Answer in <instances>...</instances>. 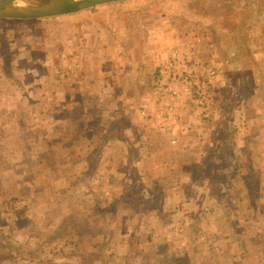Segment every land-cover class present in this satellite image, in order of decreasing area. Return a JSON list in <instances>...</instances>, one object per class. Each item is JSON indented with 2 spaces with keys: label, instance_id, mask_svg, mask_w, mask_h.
I'll list each match as a JSON object with an SVG mask.
<instances>
[{
  "label": "rangeland",
  "instance_id": "obj_1",
  "mask_svg": "<svg viewBox=\"0 0 264 264\" xmlns=\"http://www.w3.org/2000/svg\"><path fill=\"white\" fill-rule=\"evenodd\" d=\"M80 12L86 16L68 23L84 31L67 46H60V33L53 38L36 27L22 40L24 33L9 22L27 21L0 18V207L9 209L2 223H15V206L29 216L41 209L34 207L49 193L44 168L52 165L62 179L48 200L51 213L41 218L56 229L17 239L16 230L6 228L11 239L0 247L22 258L2 256L0 264H264V0H121ZM176 74L182 93L166 91L176 99L161 107L151 97ZM59 89L74 100L56 104ZM127 108L139 116L161 109L160 125L197 132V162L180 163L168 181H153L148 173L140 183L150 178L146 188H154V196L129 188L114 200L101 194L106 186L95 177L103 162L106 173L119 168L108 165L113 151L104 155L94 142L84 169L82 137L96 141L98 127ZM45 112L52 121L47 127ZM56 153L60 166L53 165ZM70 169L77 170L73 184L63 180ZM21 182L29 188L18 204ZM173 183L181 190L171 189ZM35 184L41 192L34 193ZM66 185L73 196H66ZM113 204L116 217L101 213Z\"/></svg>",
  "mask_w": 264,
  "mask_h": 264
},
{
  "label": "crops",
  "instance_id": "obj_2",
  "mask_svg": "<svg viewBox=\"0 0 264 264\" xmlns=\"http://www.w3.org/2000/svg\"><path fill=\"white\" fill-rule=\"evenodd\" d=\"M81 16L85 17L86 15H84L81 12L80 13L77 12V13L56 15V16H49V17H42V18H27V19L1 18V19L8 20V21H22V20L27 21L26 22L27 25L22 22H9L13 24L16 23L15 26H17L18 29H21V30H16V31H20L24 33V35H22L21 37L22 40H24L26 37H31L32 35L30 36L28 35V33H31L32 27L34 28L36 27L35 29L43 30V33L45 32L46 34L47 33L52 34L53 38L56 37L58 33H60L61 36L63 35L60 46H64V45L67 46V45L73 44L74 42L75 44H77V39H79V37L73 34H80L84 31L83 30L84 28H77L75 30L73 27H71V25L68 22H71L76 19L80 20ZM163 45L160 47L161 49L164 48ZM46 49L49 50V48L47 47ZM160 52L158 53V55L160 54ZM153 56L155 57L154 54ZM125 60L130 61L128 58L127 59L125 58ZM121 65L122 64H119V69L122 68ZM170 67L171 66H169V69ZM159 72L160 73L162 72L163 74L166 73L164 69H161V70L159 69ZM173 78L174 79L170 81L169 83L166 80L162 81V85L164 83H167V85L169 84V87L167 86L164 89L165 86L163 85L162 88H160V91L151 97L152 99H155L154 100L155 103L161 101L160 106L163 104H169L170 102L174 101V99H176V97L171 98V96L165 93L166 91L168 90L171 91L172 89L173 93L175 92L174 93L175 96H179V94L182 93L181 88L178 86V84L182 83L181 77H179L176 74L175 76H173ZM81 85H85V84H81ZM80 87H83V86H80ZM53 99L55 100L56 104H60L62 106V103H60V101L62 100L64 101L65 99L67 103H71L74 100V97L68 89L66 91H64L63 89H59V90H55V95ZM177 110L179 111L180 108H177ZM162 111L163 110L158 109V108H152L151 112H149L148 109H145L144 111L140 113L141 116H139L135 111H133L130 108H127L121 111L115 110L114 115H113V118H115V120L112 121V124L108 126L104 125V126L98 127L96 141H94L90 135L87 138L82 137L83 142L85 143V145L81 148L83 149V153L85 152L81 158L82 168L87 169L88 166H90L91 164L89 161L88 155H89V151L95 147V145L93 144L94 142H97L96 147L103 150L102 153L104 155H107L108 151H113L112 154L108 153V155L106 156V158L108 157L113 158V162L111 160L108 162L109 166H111L112 163L114 167L117 165L119 166L117 170L114 169V173L112 171L106 173L105 169L109 168L107 167V162L101 163L104 170H100L99 168V171L98 173L95 174V177H98V181H100L101 186H106L105 188L106 191H103L101 193L102 195H108L112 193L114 195L113 199L115 200V197H120L121 195H124L123 194L124 191H126L129 188H133L134 190L140 189L141 192L143 191V194H145L144 190L148 191L149 195L154 196L156 193V190L151 187L146 188L149 186V183L151 182L150 178H148L149 179L148 183H145V184L140 183V180L142 181L147 180L148 173L149 175L151 173L153 174L152 175L153 181H157V182H161L164 180L168 181L169 178H172L173 176L176 175V173L174 172H176L177 166L180 163L183 165L184 164L188 165L192 161L197 162V132H194L193 129H189V128L185 129L183 127L179 128L175 126L177 128L168 127L169 128L168 129L166 126L160 125L158 121H159V118L161 117ZM58 113H61V108L59 107V105H57L56 109L54 110V115L58 116ZM44 116L48 117V120H43V122L48 121V124H46V127H47L49 124L51 125V122H52L49 118V116L51 117V114L48 112H45ZM170 116L176 117L177 115L170 112ZM137 117H143L144 118L143 120H145L144 123L139 124L137 122ZM153 117L156 119L157 122L154 121ZM148 118H151V119L148 120ZM67 123L69 125L70 123L69 119ZM86 123H87V126L85 128V133L88 134V133H91L92 130H90V123L88 121H85V124ZM75 128H77L76 125H75ZM173 132H177L178 134L177 137H174V136L172 137ZM76 133L77 131L72 132L74 136ZM38 139L40 141V138ZM168 140L171 141V144H172L171 146L169 145V142H167ZM210 145H211V142H210ZM71 148L72 147H65L64 150H68ZM50 151H51V154H54V150L51 147H50ZM41 157H39V160H38L39 165L41 162H43V159H42L43 157L42 158ZM51 157L55 161V164L53 165H58L59 157L57 153ZM71 158L74 159V156H72ZM72 159H70V161L71 163H74L75 161ZM77 159H80V158H77ZM24 161H26V159L23 160V163H25ZM65 161H67V159ZM48 168H44L45 173L40 174V176L43 177V181L44 179H47L46 184H48L49 186L48 187L44 186V188H49L48 189L49 193H47L48 196H45L43 201L39 200L40 203L36 207H34V208H37L38 206L41 205V209L37 208L36 210L33 211L34 216H29V215L22 214V210H21L22 206L21 207L18 206L17 209H15L16 206L15 207L13 206L14 208L12 209L11 212L15 214L16 220H14L15 223L13 222L11 224L5 221L2 223L4 218L0 216L1 217L0 219V243H6L5 239H11L10 238L11 231L5 230L6 228L12 231L16 230L15 235L17 234V239H22L25 237L26 239H28L29 238L28 233H32L31 237L33 239H36L37 237L39 238V236L37 235L39 230H41V233H42L45 230L52 232L56 229L55 224H52L51 220H49V222H47L46 224L41 222L42 217L47 218L46 215L48 213L49 214L51 213L50 207H47L48 200L49 198H52L50 197L52 196V194H56V191L58 190V186H59L58 183L60 180H62V179H59V177H57L54 174L55 173L54 169H56L55 167H52L51 165V167L49 166ZM130 169L134 170L135 172L137 171L136 175H138V177L134 176V174L129 171ZM75 171L77 170L70 169L69 172L67 170L65 172V176L63 177V180H65L66 183L69 181L70 184H73L75 180H72L71 176L74 173H77ZM192 171H194V169L189 168V171L187 173L190 174V172ZM182 172H186L185 169H183ZM95 177L93 180H89V181H93V182L97 181V178ZM178 179H176L175 181H177ZM137 182H139V184ZM127 184H130V185L133 184L134 187L126 186ZM28 185H29L28 182L17 183L18 189L16 190V193H17L16 196L19 198V201L17 200L16 202H18V204H21L20 202L22 198H24V195L26 194L24 193V191L26 188H29ZM136 186H139L140 188H136ZM36 187H39V189H36ZM65 187H66L65 188L66 196H68V194L69 196H73L74 194L73 188L71 187L70 189L67 185ZM91 187L97 188L98 186L96 184H93L91 185ZM179 187L180 186L175 184L173 187H171V189H173L174 191H179L181 190V188L179 189ZM33 188H34V193L41 192L40 185L37 186L35 184ZM133 189L129 191H133V193L136 194L137 191H134ZM162 189L166 190L165 188H162ZM98 191L100 193V189ZM141 192L140 193L138 192L139 193L138 195H141ZM131 193L132 192H129V194ZM171 193L172 192H170L169 195ZM87 195H90V194H87ZM104 197L106 196H103V198ZM22 203H25V202H22ZM114 204L103 206L104 207L103 212L101 213L102 214L107 213V214H110L109 216L111 217L112 215L113 217H116L118 213H116V206ZM4 213H9V209L5 208L4 206H1L0 215ZM30 217H33V218H30ZM23 220H27L26 221L27 225H30V226L26 227L27 225L26 226L21 225L20 222ZM115 224L116 222L114 223V226ZM72 228H73L72 225H70V230ZM62 229L66 230V235H67L68 225L65 224L64 228ZM55 236H56V233L50 234V237L54 238ZM117 240L121 241L122 239L120 238ZM2 246H4V244H2L0 247V251H1L0 259L2 258V256H10V255L12 256V254H14V256H18L19 259L22 258V256L20 257L18 251H16L15 249H12L11 251L9 248L5 249ZM32 257H38V256H32ZM64 257L65 258L63 261L65 262L66 261L65 259L68 256H64ZM50 259H51V256H50ZM47 260H49V258H47ZM18 264H21V263L18 262Z\"/></svg>",
  "mask_w": 264,
  "mask_h": 264
},
{
  "label": "water",
  "instance_id": "obj_3",
  "mask_svg": "<svg viewBox=\"0 0 264 264\" xmlns=\"http://www.w3.org/2000/svg\"><path fill=\"white\" fill-rule=\"evenodd\" d=\"M121 0H0V18H42L77 13Z\"/></svg>",
  "mask_w": 264,
  "mask_h": 264
},
{
  "label": "built area",
  "instance_id": "obj_4",
  "mask_svg": "<svg viewBox=\"0 0 264 264\" xmlns=\"http://www.w3.org/2000/svg\"><path fill=\"white\" fill-rule=\"evenodd\" d=\"M212 74H215V71H212V70H211V75H212ZM183 78H184L185 80L188 79V78L186 77V75H184ZM174 93H175V92H174Z\"/></svg>",
  "mask_w": 264,
  "mask_h": 264
},
{
  "label": "trees",
  "instance_id": "obj_5",
  "mask_svg": "<svg viewBox=\"0 0 264 264\" xmlns=\"http://www.w3.org/2000/svg\"><path fill=\"white\" fill-rule=\"evenodd\" d=\"M85 227L88 229V230H87V232H88V233H90V231H89V229H90V228H89V227H87V226H85Z\"/></svg>",
  "mask_w": 264,
  "mask_h": 264
}]
</instances>
